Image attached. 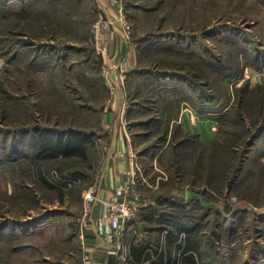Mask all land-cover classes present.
<instances>
[{"label":"rangeland","instance_id":"rangeland-1","mask_svg":"<svg viewBox=\"0 0 264 264\" xmlns=\"http://www.w3.org/2000/svg\"><path fill=\"white\" fill-rule=\"evenodd\" d=\"M107 4L113 17L96 0H42L30 15L17 13L19 0H0V264H81L86 257L83 242L98 215L91 208L83 217L84 194L104 174L102 123L116 85L95 60L107 52L102 35L116 24L136 44L141 68L151 69L126 79L123 63L116 73L135 107L127 121L139 207L128 234L150 253L140 264H151L165 247L168 227L159 216L175 209L198 224L205 264H264V86L243 74L264 65V56L257 58L264 0H122V22ZM100 11L111 29L96 37ZM39 43L62 50L51 54L53 69L29 67ZM196 88L211 105L201 114L218 120L205 148L177 122L191 126L198 118ZM35 124L84 130L92 141L82 157L39 156L33 134L9 133ZM236 168L242 171L232 181ZM168 190L183 197L182 207L156 205L153 197ZM150 206H157L152 215ZM224 207L231 214L219 215ZM130 256L116 264H133Z\"/></svg>","mask_w":264,"mask_h":264},{"label":"crops","instance_id":"crops-1","mask_svg":"<svg viewBox=\"0 0 264 264\" xmlns=\"http://www.w3.org/2000/svg\"><path fill=\"white\" fill-rule=\"evenodd\" d=\"M96 1L103 2L104 5H106L104 10L106 17H113L115 15V11L107 4L108 0ZM112 29L113 30L111 31L110 35L108 33H104L100 41L107 42V52L101 56L102 74L105 77L109 76L114 80L116 78V85L112 95H110L111 101L104 109V121L102 123V129L105 132V140H107L108 148L105 152V159H103L102 165V173L104 174L100 177L95 187L98 199L108 198L114 195L116 185L127 177L126 172L124 171L130 167L129 157L130 154H132L131 132L128 131L129 122L127 120H132L130 119V116L134 112L135 107L133 103L130 105L127 104L128 100L126 97L129 95L128 90H124L119 87V80L116 77V75L119 73V68H117L116 64L120 59H123L122 57L126 59L125 72H122L125 74L126 79H128L131 74H136V70L141 69L140 63L138 62L141 60L137 57L138 55H136L134 51L136 44L127 38V40L125 39L120 25L116 24ZM260 35L262 37L261 41L264 44V29L260 31ZM259 49L260 47L256 50L259 51ZM259 53L262 54H259L258 56L256 54L254 55L257 56V58L260 57L261 60V56H264V49H260ZM251 69L252 68L248 69L253 75L250 79L251 82L257 84L258 86H264V77H262L260 80L257 79L256 76H254L257 70ZM192 97L198 101V104L201 102L199 105L200 107L197 110L198 118H193L194 122L190 119L191 124L194 126L191 125V127L189 124L183 123L180 120L181 117L177 120V122L182 123L186 131L196 137V140H198L200 145L205 148L207 142L213 141V137L211 135L212 131L218 124V120L214 119L213 117H204V115L201 114V112L206 113L203 108L206 106H211L205 102L206 98L204 95H201L199 92H197V95ZM184 111L185 108L183 107L179 114L185 115ZM179 114H177V118L179 117ZM122 152L125 154V156H121ZM100 207L101 206H99L98 201L92 205V214L94 216L99 215ZM90 229L95 231V226H91ZM93 231H88L86 240L83 242L84 255L91 257L94 264H116L119 257L112 251L110 241H108L103 236L94 234L95 232L93 233Z\"/></svg>","mask_w":264,"mask_h":264},{"label":"trees","instance_id":"trees-1","mask_svg":"<svg viewBox=\"0 0 264 264\" xmlns=\"http://www.w3.org/2000/svg\"><path fill=\"white\" fill-rule=\"evenodd\" d=\"M20 1V9L19 12L21 14L30 15L29 13L39 10V4L42 2V0H19ZM27 1V2H25ZM33 8V11L30 8ZM37 9V10H36ZM147 37H144L142 39H139L140 41L146 40ZM22 43L26 42L25 40H20ZM19 42V40H18ZM20 44V43H19ZM24 45H32L33 42H26L23 43ZM22 45V44H20ZM23 45V46H24ZM51 44H42L39 43L36 47H33V50L36 54L31 55L33 56L31 58V62L29 65L32 66L35 70H44L47 71L48 67L53 69L54 60L52 57V53L54 55L62 50H55L54 47L49 46L47 49L46 47ZM74 45H67V48H72ZM28 47V46H27ZM47 50H46V49ZM28 56V52L26 50V53ZM15 58V57H14ZM53 62V63H52ZM98 67H101L102 59L97 57L95 60ZM263 65V64H262ZM261 65H259L260 67ZM257 67V69H259ZM149 67H146L145 69H138L136 70V75L142 74V73H148L151 72V69L149 70ZM103 79L102 75H100ZM190 82H188L189 84ZM259 87V86H258ZM196 91L199 92L201 95H206L205 89L196 88ZM260 105V104H259ZM262 130V129H261ZM261 130H258L261 132ZM84 130L79 131L75 128H68L67 130H63L61 128H51L50 126H43L40 124L32 125V128H29L27 126H18L16 129L9 130V133L11 134H27L31 133L35 136V142H37V150L39 156H45L49 157L50 155H57L61 156L63 158H66L67 156H78L82 157L85 154L87 143H91V136L85 135L83 133ZM259 135H255L253 139H256ZM197 138L193 135L189 140H196ZM188 140V141H189ZM254 142V140H253ZM214 147H217V144L214 145ZM246 151V150H245ZM36 153V154H37ZM211 155V153H210ZM213 156V155H212ZM242 164L243 162L240 161ZM239 162V163H240ZM238 163V164H239ZM241 164V165H242ZM197 166V164H196ZM237 169V168H236ZM242 169L236 170V175L233 178L232 181H236L237 177L240 175ZM71 175L75 173H70ZM64 178H67V175H64ZM44 182L48 186H52L53 184L50 182H47L45 179H43ZM191 199H197L196 197H190ZM182 196H178L175 193H172L168 190V192H165L164 194H158L153 197L154 202L158 207H174L177 205V207H182ZM206 200V199H204ZM200 204L204 205L201 201H199ZM156 206V207H157ZM156 207L150 206L151 210L148 214H153L152 212L156 210ZM221 209V208H220ZM228 208L224 207L221 210H219V215L230 213L231 211L227 210ZM176 212L169 215L165 214L163 216H159V220H161V223L163 222L165 225H161V228L168 227V232L166 236L168 237L167 243L164 247V251H157L155 250L154 253H156V259L152 260L151 264H167L170 256L172 255V250L176 249L182 252L183 260L185 261V264H205L203 261V252L201 249V244L199 241L198 236V224L194 222V219L182 214L180 215V212H178L179 209H175ZM231 214V213H230ZM148 216V215H147ZM156 217V216H155ZM186 217V218H185ZM148 218H151L150 216ZM153 219V218H152ZM186 219V220H184ZM188 220V222H186ZM168 223V224H167ZM168 225V226H167ZM162 228V229H163ZM183 232V237H181V233ZM130 245V251L129 254L131 255V262L133 264H140L147 258H150V253H144V245L141 243H134L133 240H131Z\"/></svg>","mask_w":264,"mask_h":264},{"label":"built area","instance_id":"built-area-1","mask_svg":"<svg viewBox=\"0 0 264 264\" xmlns=\"http://www.w3.org/2000/svg\"><path fill=\"white\" fill-rule=\"evenodd\" d=\"M111 4L115 6V9L118 11V18H120L122 22L123 9L121 2L122 0H110ZM106 18V17H105ZM104 18L103 12H99L98 19L95 21V36L101 35L103 32L110 31L111 29V20L108 21ZM125 29V28H124ZM127 30V29H126ZM126 59H122L119 65V71H124ZM124 63V65H123ZM249 68L245 67L244 77L251 78L253 75ZM257 79H261L264 77V65L256 69ZM131 166L128 170H126V179L121 181L117 186L115 193L112 197L108 198H97L96 190L93 187H89L84 194V212L83 217L89 215L92 205L98 201L100 207V213L96 218L95 222V231L99 236L105 237L111 243L112 251L118 255V259L121 261L126 260L129 256L131 238L128 234L130 220L136 214V210L139 205L137 204V200L139 198V194L135 192L134 184L136 181V168L137 164L134 162L133 155L131 154ZM72 178L66 179L64 182L71 180ZM73 180V179H72ZM74 181V180H73ZM183 232L181 233V236ZM183 237V236H182ZM164 248H160L159 251H162ZM164 251V250H163ZM177 256L174 257L172 254L168 260L167 264H176L180 261H183V253L177 250ZM131 258V256H130ZM81 264H94L91 257L86 256Z\"/></svg>","mask_w":264,"mask_h":264},{"label":"water","instance_id":"water-1","mask_svg":"<svg viewBox=\"0 0 264 264\" xmlns=\"http://www.w3.org/2000/svg\"><path fill=\"white\" fill-rule=\"evenodd\" d=\"M189 195L192 197H196L197 199H200L202 203L206 204V202L203 200V197L199 193H196L193 190H190Z\"/></svg>","mask_w":264,"mask_h":264}]
</instances>
